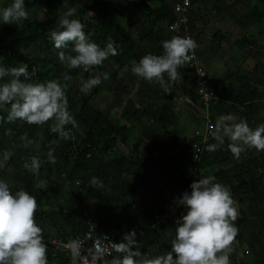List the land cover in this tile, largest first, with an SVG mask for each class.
I'll return each mask as SVG.
<instances>
[{
    "label": "trees",
    "instance_id": "1",
    "mask_svg": "<svg viewBox=\"0 0 264 264\" xmlns=\"http://www.w3.org/2000/svg\"><path fill=\"white\" fill-rule=\"evenodd\" d=\"M7 6L11 0H0ZM35 1V0H26ZM154 1H157L155 5ZM165 0H45L42 19L28 16L22 26L17 23L0 25V58L2 63L10 66L28 64L32 82L59 79L66 85L65 91L68 98V108L77 121V126L67 125L72 129L73 139L65 140L52 130L55 121L49 119L43 124L28 123L17 119H7V108H0V178L5 179L15 192L21 188L29 191L40 203L35 213L36 222L43 228L46 241L72 242L83 236L89 230L88 219L95 224V237L102 234L114 235L118 241H123L126 233L135 229V247L150 255L160 254L171 247L175 235V225L169 221L168 215L177 207L176 198L185 190L190 191V184L201 179L203 166L214 167L218 170L209 172V176L216 177L217 181L227 185L239 206H249L255 201L254 186L247 182L244 176L257 169L255 161L249 164L240 163L231 168H220V161L211 157L208 144L204 147L199 162L191 165L186 150L198 143L201 134L184 142L174 151L170 143L161 146L151 143L158 134L153 132L147 124L155 122L162 131L167 130L172 124V114L166 105L156 108L159 95L166 96L165 91L158 82L140 78L136 91L135 108L128 106L122 119L125 124L109 123L102 110L96 107L94 99L102 91L121 94H130L131 88L122 85L118 72L124 67L131 66L128 60L138 61L146 53L162 54V41L165 38V29L173 23L174 14L165 5ZM191 5L202 0H190ZM67 7H76V18L85 24V32L89 39L105 47L114 41L117 55H110L105 63L107 70L112 73L110 82L101 81L87 93L75 87V83L104 73L103 65L92 66L87 71L83 66L78 68L63 67L57 56L59 51L50 39V32L60 30L58 21L60 14ZM121 9L126 10L132 23L125 22ZM264 17V10L249 8L243 17L244 26H249L248 20L256 21ZM196 24L188 17L186 26L182 31L192 33L196 31ZM137 28V38L128 30ZM221 33L214 35L212 41ZM139 42L148 48L135 57ZM65 51H71V47ZM74 54V53H73ZM135 57V58H133ZM109 66V67H108ZM68 73L70 79L65 80L64 74ZM240 80L247 78V74H240ZM5 79H8L6 77ZM103 79V78H102ZM246 87V85H243ZM122 87V88H120ZM247 88V87H246ZM246 88L241 89L245 91ZM123 89V91L121 90ZM227 93L221 90L217 93V100L229 98L232 103L242 105L247 98L240 94ZM239 93V94H238ZM255 91L253 92V94ZM204 108V107H203ZM139 122L144 126L140 138L132 144V154L124 156L116 150L118 142L123 145L129 139L131 124ZM129 125V126H127ZM205 130V129H204ZM214 130V129H213ZM204 132V131H203ZM149 134V135H148ZM50 148L55 149V162L47 160ZM38 156L41 166L34 172L25 167L30 163V157ZM187 158L189 161V177L179 184V190H166L172 176L176 175L180 161ZM211 159V160H210ZM253 166L251 167V165ZM256 177L263 179L256 171ZM60 175L66 185L64 187L56 181ZM98 177L102 186L91 184L92 177ZM140 194L138 200L137 195ZM139 202V204H138ZM264 204V187L261 202H258L257 224L259 232H264V212L259 208ZM246 221V212L239 210V217L234 222L238 233L233 241L230 260L237 264V249L246 243L242 230ZM170 225L167 232H162L161 224ZM264 261V245L259 249ZM49 264H65L70 260L69 255L56 253L48 246ZM122 255V253L120 254ZM104 261L101 264L111 263Z\"/></svg>",
    "mask_w": 264,
    "mask_h": 264
},
{
    "label": "clouds",
    "instance_id": "2",
    "mask_svg": "<svg viewBox=\"0 0 264 264\" xmlns=\"http://www.w3.org/2000/svg\"><path fill=\"white\" fill-rule=\"evenodd\" d=\"M76 13V7H67L59 17L60 30L51 31L50 39L59 50L57 56L63 64L68 68L83 66L87 71L92 66L102 65L110 55H117L118 48L114 41L101 47L90 40L85 24L76 18ZM28 16L26 0H11L7 6H0V24L22 26ZM181 27L184 26L178 28ZM69 47L71 51H65ZM162 47V54L149 52L138 61L133 60L131 71L142 79L158 82L167 91L169 80L177 81L180 67L192 59L190 53L197 42L190 35H174L163 40ZM30 76L28 64L10 66L0 62V108L8 109L7 119L35 124L53 119L52 130L60 138L73 139L72 129L66 126L75 127L77 121L68 108L66 85L59 79L32 82ZM108 77L109 73L104 72L83 80L81 91H90L102 78ZM70 78L68 73L64 74L65 80ZM213 136L218 143L208 144L209 151L223 145L225 137L231 141L228 148L236 156L245 146L264 151V124L253 128L246 118L235 114H221ZM54 151L50 148L47 153L52 162L56 160ZM41 163L38 156H32L25 167L36 172ZM102 183L98 177L91 179L94 186H102ZM189 187L190 191L185 190L176 198L177 205L184 211L175 221V235L168 250L155 255L142 252L135 247L137 232L133 228L122 242L114 245L122 255L113 257L111 264H231V244L238 233L234 222L239 211L230 188L214 176L196 179ZM37 207V199L29 191L21 188L13 192L10 184L0 178V264H49L48 243L35 219ZM70 246L76 250L79 243L72 241Z\"/></svg>",
    "mask_w": 264,
    "mask_h": 264
},
{
    "label": "crops",
    "instance_id": "3",
    "mask_svg": "<svg viewBox=\"0 0 264 264\" xmlns=\"http://www.w3.org/2000/svg\"><path fill=\"white\" fill-rule=\"evenodd\" d=\"M164 2L172 10L173 6L181 3V0H165ZM157 4L156 1L155 5ZM249 8H257L262 12L264 10V0H202L192 4L190 9V17L193 23L196 24L194 25L196 31L188 33V31L181 32V28H176L175 31H169L168 27L165 29L166 39H170L174 35H190L193 37L197 42V47L194 50L199 66L206 73L211 85L218 92L224 90L227 93H233V95L247 87L245 91L241 90L240 92L241 95L247 98V102L240 105L232 103L229 98H222L212 105L209 113L208 110L206 111L203 108L198 99L197 88L191 77L187 62H185L179 69L181 74L179 79L177 81L169 80L168 90L170 96L169 94L166 96L159 95L156 101L157 109H160L163 105L170 109L172 114L171 126L162 131L155 122L147 124V127L158 134L154 143L150 141L152 148L155 144L161 146L164 143H170L171 148L176 151L184 142L200 136L205 129L204 118L206 114L213 124V133L216 131L217 118L226 113L246 118L253 128L264 124V17L256 21L251 18L247 23L249 26H244L243 17L249 12ZM121 13L125 17V21L129 22L130 18L126 10L121 9ZM218 32L221 33V37H217V43H214L212 39ZM146 48H148L146 44L139 42L135 57H139L138 54ZM103 64H106L105 61ZM130 65L132 67V63ZM130 67H124L127 68L126 70L129 73L125 72L124 68L118 72V78L121 80L122 85H128L131 88L130 94L124 92L114 94L104 90L100 96L94 99V104L103 111L109 123L125 124L122 119L125 109L132 104L131 102H133L132 108L135 106L134 101L140 77L129 70ZM108 73L109 77L102 79V81L110 82L112 80V73ZM244 73L247 74V78L240 80V74ZM131 74L133 77H130ZM165 76L167 78V74ZM243 85H246V87ZM121 90L123 91V89ZM102 100L104 102L103 108L100 104ZM137 107L136 105L135 108ZM131 128L133 129L129 131V139L126 144L123 145L120 142L116 144V150L124 156L132 154L133 142L140 138V133L144 131V126L135 121L131 124ZM212 143H218L213 135ZM229 143L231 141L225 137L224 144L214 150L213 153L211 152V157L216 158L218 162L220 161L221 165L219 166L224 169L240 163L249 164L251 161H255L257 169L253 170L251 168L252 171L244 176V179L247 182H252L254 186V192L251 195H253L255 201L247 207H241V209L247 208L246 220L256 222L254 225L255 236H260L264 245V232H259L256 217V208H258L256 204L261 202L264 187V151L245 146V150L239 156H236L228 148ZM218 169L217 165L214 167L203 166L202 175L203 177L209 176V172ZM256 171L262 176V180L256 177ZM188 177L189 161L184 158L178 165L176 175L172 176L168 183L166 190L169 192L164 195L174 194L171 193V190H179L180 182L183 179L186 181ZM137 198L141 200L140 194L137 195ZM260 204L259 208L262 207L264 212V204ZM241 209L238 205V211ZM165 226V223L161 224L160 229H162V232H167L169 229ZM231 247H234L233 242ZM231 264L234 263L231 262Z\"/></svg>",
    "mask_w": 264,
    "mask_h": 264
},
{
    "label": "built area",
    "instance_id": "4",
    "mask_svg": "<svg viewBox=\"0 0 264 264\" xmlns=\"http://www.w3.org/2000/svg\"><path fill=\"white\" fill-rule=\"evenodd\" d=\"M191 1L181 0V3L176 4L173 7L174 22L169 26L170 31H175L180 26H186L188 17L190 14ZM189 36V35H188ZM192 59L187 62V66L190 70L191 77L197 88V95L201 105L208 110L209 105L217 100L216 88L211 85L206 73L199 66L195 50L190 53ZM205 130L201 135L198 143L192 145L191 148L186 150V155L189 158L190 164L196 166L199 162L200 155L204 147L212 139L213 124L206 114L205 118ZM183 209L178 205L174 207L168 215L169 221L175 225V221L183 214ZM89 230L81 237H78L74 241L79 243L78 249L74 250L70 245L71 242H58L55 240L47 241L48 246L51 247L56 253H64L71 256L70 260L65 264H101L105 260L109 261L110 258L120 255L117 252L114 245L120 243L114 235L102 234L100 237H95V224L88 219Z\"/></svg>",
    "mask_w": 264,
    "mask_h": 264
},
{
    "label": "rangeland",
    "instance_id": "5",
    "mask_svg": "<svg viewBox=\"0 0 264 264\" xmlns=\"http://www.w3.org/2000/svg\"><path fill=\"white\" fill-rule=\"evenodd\" d=\"M154 3L156 4V2L154 1ZM44 4H45V0H35V1H26V7L29 8V16H36L39 19H42L43 17V12H44ZM0 6H6L4 4V2L0 1ZM127 23H132L131 20L125 21ZM1 25V24H0ZM128 30L134 35V38H137V33L141 34V31L137 30V28H130L128 27ZM129 63L133 62V59L130 58L128 60ZM60 63L62 64V66L65 68L67 67L65 64H63L61 61ZM104 67V72H109L107 70V64H102ZM130 67V66H129ZM132 67L129 68V70H131ZM127 69V68H126ZM124 68L125 72H128ZM129 73V72H128ZM130 77H133L132 74ZM131 79V78H130ZM81 83H75V87L78 90H81V85H82V81H79ZM82 92V91H81ZM83 93H87V92H83ZM99 102V101H98ZM101 104V108H103L104 102L103 100L100 101ZM47 160L49 161L48 157L46 156ZM4 165V162H0V167H2ZM56 181L62 185L64 187V185H66L65 180L60 176V175H56ZM38 206H40V203H38ZM241 207L243 206H239V209H241ZM243 210L247 213V208L244 207ZM249 218H252L251 216L247 215ZM255 217V216H254ZM256 222L251 221V220H246L244 226L242 227V230L245 234V238H246V243H244L241 247H239L236 251H237V264H264L263 259L260 256L259 253V249L263 247V241L262 238L260 236H255V225ZM170 225H167L165 228H169ZM168 231V230H167ZM233 248V247H231ZM111 264V263H110Z\"/></svg>",
    "mask_w": 264,
    "mask_h": 264
}]
</instances>
